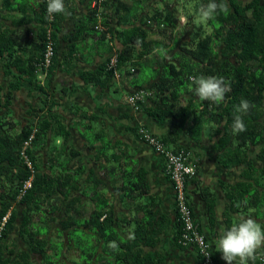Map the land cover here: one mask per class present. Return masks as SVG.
Instances as JSON below:
<instances>
[{
  "label": "crops",
  "instance_id": "0c3cea01",
  "mask_svg": "<svg viewBox=\"0 0 264 264\" xmlns=\"http://www.w3.org/2000/svg\"><path fill=\"white\" fill-rule=\"evenodd\" d=\"M5 1L4 4V0H0V33L14 32L19 37L17 41L22 45L19 47L15 45L18 49L16 53L21 54L25 61L30 60L27 57H33L32 62L38 60L40 50L35 48L34 43L29 44L33 41L36 29V14L33 7L38 0ZM114 1L110 0L107 3L110 6L105 4L106 10L103 13L110 17L108 16L109 21H106L104 26L119 32L120 35L111 34V31L105 28L108 31L105 36L100 35L99 29H91L86 34L84 29L86 25L80 24V19L88 16L91 0L70 2L69 6L75 13L72 18L61 15L57 20L55 37L52 40L54 56L47 78L41 85L44 88L43 92L32 89L28 82L29 77L23 72L19 74L12 65H5L8 59L0 60V87L3 94L11 90L10 105L7 107L0 105V131L10 134L16 132L29 120L31 110L40 118L46 112L43 110L45 108L43 100H54L53 129L48 131L46 144L34 151L38 165L41 171L47 168L50 173L59 175L67 167H79L77 174L69 171L78 180L79 190L69 192L70 195L68 194V197L59 204L61 209L59 213L53 214L55 219L48 218L52 216L49 212L55 207L54 204L43 206L35 221L37 220L43 229H47L48 226L51 230L57 227L60 229L58 220L63 218L65 212L69 216H75V212H78L79 226L82 230V226H87V217L93 208L90 199L92 194L83 185L89 170H96L97 166H101L108 173V168L111 167L110 178L112 181L115 179L118 186L122 170L128 168L134 177L136 170L143 169L147 188L134 202L129 200L125 202L123 198L119 202L121 192L114 193L110 186L103 191L110 195L109 203L112 204L115 214L124 218L120 222L124 223L122 226H135L129 218L136 212L143 217L145 214L142 209L152 210L156 217L161 218L157 220L158 226H162L158 242L153 247H145V251L151 256L159 254L161 261L154 260L156 263L145 264H202L195 246H179L175 242L178 218L173 185L165 172L162 157L141 140L142 138L140 139L139 128L142 126L162 140L166 139L167 146L171 147L169 144L172 143L171 148L184 149L190 153L191 160L195 162L196 174L186 180L188 202L197 226L211 243L216 264H227L222 259V253L218 251V238L223 230L230 228L241 215L248 216L241 211L232 210L233 206L226 195L231 192L233 184L243 179L241 166H225L220 162L219 154L212 148L214 131L208 126L200 136H195L200 141H194L188 134L187 121L182 127L181 116L156 119L146 112L148 107L145 106L150 103L152 92L149 87L158 78L161 66L183 55L182 47L190 36L180 29L191 28L186 23L187 17L179 14L174 17L171 13L170 8H174L177 1L172 5L167 0ZM200 1L181 0L180 5L190 4L197 8ZM165 7L170 11H166ZM160 11L168 21L167 25L160 26L148 18L153 12ZM148 19L152 23H147ZM101 23L104 24L103 18L97 19V24ZM183 23L185 26H182ZM137 24L146 30L144 45L138 47L137 44L133 50V57L120 65L118 78L106 79L107 56L113 45L120 47L124 38L120 31ZM177 38L180 40H176ZM145 67L151 70L152 77L141 76ZM13 74L22 76L17 88L10 87L14 79ZM138 88L147 89L151 94L145 99L140 110L134 111L126 104L125 96ZM180 96L181 101H178V104L182 107L190 97L186 98L185 96H188L186 93ZM1 102L3 104L4 97L1 98ZM72 151L78 153L74 158L71 155ZM77 162L78 165H74ZM102 169L96 170V175L103 183H107ZM71 198H75L74 206L67 203ZM136 204H140L141 207H137ZM22 209L23 206L18 204L10 208L15 216V228L4 238L2 252L8 260L7 264H41L40 255L31 253L29 245L18 233ZM250 216L258 223L261 222V219ZM40 218L44 221H40ZM20 251L25 252L20 258H23L24 262L16 260ZM260 251H264V248L259 249L256 254ZM253 263H255L253 260L248 261V264Z\"/></svg>",
  "mask_w": 264,
  "mask_h": 264
},
{
  "label": "trees",
  "instance_id": "16d2710c",
  "mask_svg": "<svg viewBox=\"0 0 264 264\" xmlns=\"http://www.w3.org/2000/svg\"><path fill=\"white\" fill-rule=\"evenodd\" d=\"M72 1L64 0L71 13V15H65L66 18L74 16V9L69 6L73 3ZM109 1L105 0L102 3L101 12L89 6L88 16L80 19L81 26L86 25L84 27L86 34L91 29H97L95 28L98 25L97 19L103 18L104 24L101 23L103 26L106 21H109V15L103 13L106 10L105 4ZM223 2L227 3L229 11L227 14L220 13L213 20L208 21L212 27L210 33L196 40H191L192 37H189L188 43L182 47L183 55L173 59V62L162 65L158 78L149 87L152 97L149 100L150 103L145 105L148 107L146 112L156 119L181 116L182 127L188 122V134L194 141H200L196 137L201 135L206 126L212 129L215 135L212 148L219 154L220 162L225 166H241V177L245 179L233 184L231 192L226 194L233 206L232 210L241 211L261 220L263 218L260 224L264 226V0H223ZM206 3L208 0H201L199 5ZM107 5L110 6V4ZM200 6L197 8L199 9ZM33 8L36 14V29L33 41L29 44L34 43L35 48L42 54L48 30L50 37L54 40L57 20L63 14L56 15L55 19L49 22L46 19L47 0H38ZM166 11L170 10L167 8ZM98 13L101 14L100 17ZM148 18L158 25L168 24L162 11L153 12ZM106 29L111 31V34L120 35L113 29ZM106 29L100 32L101 36H105ZM120 33L124 38L118 47V68L123 62L133 57L136 45L142 47L147 37L146 30L138 24L132 28L122 29ZM18 38L14 32L0 33V60L8 59L5 65H12L19 74L23 72L29 77L28 82L32 85V89L43 92L44 88L36 79L35 73V63L41 59V55L34 62H32L33 57H27L30 60L25 61L21 54L16 53L17 46L21 45L17 41ZM105 64L107 66V60ZM106 72V79L114 78L112 71L107 67ZM200 75L222 76L230 81L231 91L226 94L224 103L215 105L199 100L193 91L194 84L191 78ZM12 77L14 79L10 87L17 88L22 76L13 74ZM181 89L191 93L194 98L191 99L190 96L186 104L179 107ZM2 97H4L3 104ZM242 99L250 101L253 107L243 117L247 131L234 135L232 123L235 106ZM43 101L45 103L43 110L48 113L45 112L42 117L37 118L39 115L31 110L29 120L16 132L10 134L0 131V217L14 204L23 206L18 233L29 245L30 252L40 255L41 264H145L161 261L159 254L151 256L145 251V247H153L159 240L162 226H158L157 220L161 218L156 217L152 210L142 209L145 214L143 217L136 212L129 218L135 226H122L124 223L120 222L124 218L115 214L112 204L109 203L110 195L103 191L110 186L114 193L121 192L122 197H118L119 202L122 198L125 202L128 200L134 202L147 188L143 169L136 170L134 177L129 176V173H132L129 170H122L118 186L115 179L112 181L110 178L111 167L108 168V173L105 168L103 170L101 166L96 167L97 171L103 170L108 184L97 177L96 170H89L83 185L92 194L90 199L93 202V208L88 214L87 226H82V231L86 230L85 232H92L94 235L91 244L93 251L83 249L81 242L83 239L77 235L78 233L76 234L81 229L78 212H75V216H69L65 212L63 218L58 220L60 229L57 227L51 230L50 226L43 229L41 225H38L37 220L35 221L43 206L54 204L55 207L49 212L52 216L48 218L55 219L53 214L59 213L61 209L59 204L68 197L69 192L79 190L78 180L69 172L77 174L79 167H67L59 175V173H50L47 168L41 171L38 165L34 151L46 144L48 131L53 129L55 120L52 117L54 100ZM10 103L11 90L3 94L0 87V105L7 107ZM162 141L166 143V139ZM71 155L74 158L78 153L72 151ZM25 156L30 161L33 171L25 162ZM74 165H78V162ZM30 177L31 185L25 188L22 197L17 199L24 182ZM67 203L69 206H74L75 198H71ZM136 206L141 207L140 204ZM133 208H135L134 205ZM257 212L260 214L258 215ZM40 221L44 219L40 218ZM14 222L15 216L10 211L0 238V264L8 262L2 252V244L4 238L15 228ZM177 223L175 242L179 246H187L177 242L182 230L179 218ZM72 236H75V239ZM112 242L117 245L115 248L109 246ZM24 254L23 251L18 252L16 260L24 262L23 258L20 259ZM77 254H86L87 257L81 259ZM253 262L257 263L256 256Z\"/></svg>",
  "mask_w": 264,
  "mask_h": 264
},
{
  "label": "built area",
  "instance_id": "2783aa9c",
  "mask_svg": "<svg viewBox=\"0 0 264 264\" xmlns=\"http://www.w3.org/2000/svg\"><path fill=\"white\" fill-rule=\"evenodd\" d=\"M105 0H91L90 7L96 8L98 12H101L103 7L102 3ZM99 17H100V13ZM147 23H152L150 19ZM160 26H163L160 24ZM97 29L100 31L105 30V28L98 24ZM108 34V31L105 32ZM118 53L119 48L112 46L111 52L107 56V69L112 71L113 77L118 78ZM54 56V44L49 35V30L45 42V47L41 54V59L35 63V73L36 79L40 85H43L49 68L52 64V59ZM151 92L144 88L134 89L125 96L126 104L134 111L140 110L145 99L150 95ZM140 139L149 144L155 152H157L165 164V172L169 176L172 182L174 193H175V208L178 218L182 224L181 234L177 239V242L181 245H194L200 256L202 264H216V260L212 254L211 243L208 240L206 234L197 226L192 208L188 202L187 190H186V180L191 178L196 174L195 162L191 160L190 153L184 149H172L167 146L162 140L154 136L145 127L139 128ZM24 155V152H21ZM25 162L28 167L33 171L30 161L25 156ZM31 177L27 179L23 188L20 189L17 199H20L24 194V189L31 185ZM10 215V209L6 211L4 215L0 217V238L2 237L3 230L5 229V224ZM257 263L264 264V251L258 252L256 255ZM255 264V263H253Z\"/></svg>",
  "mask_w": 264,
  "mask_h": 264
},
{
  "label": "clouds",
  "instance_id": "9594fccd",
  "mask_svg": "<svg viewBox=\"0 0 264 264\" xmlns=\"http://www.w3.org/2000/svg\"><path fill=\"white\" fill-rule=\"evenodd\" d=\"M46 19L51 22L56 15H71L64 0H47ZM229 7L223 0H208L198 9V14L203 21H211L218 14H227ZM194 93L201 101H208L215 105L224 103L226 94L231 91V83L222 76L192 77ZM253 107L250 101L242 99L235 106L232 123L233 134L247 131L244 123V115ZM115 248V242L109 245ZM218 251L222 253V259L227 264H248V261L255 259L256 252L264 248V226H261L256 219L251 216L241 215L238 221L230 228L223 230L217 242Z\"/></svg>",
  "mask_w": 264,
  "mask_h": 264
},
{
  "label": "rangeland",
  "instance_id": "374dc122",
  "mask_svg": "<svg viewBox=\"0 0 264 264\" xmlns=\"http://www.w3.org/2000/svg\"><path fill=\"white\" fill-rule=\"evenodd\" d=\"M167 1H169V4H171V5L174 4L173 2L177 1L174 4V8L172 9V12H171V13H173L174 17H177L178 14L179 15H185L187 17V22L186 23L188 25H190L191 28L189 30H186L185 27H183V28L180 29V31L181 32H186L190 37H192L191 40H196V39L202 37L204 34L210 33V31L212 29L210 23L208 21H203L201 19V17L199 16V14L197 12V8L192 7L190 4H182V6H181L180 5L182 3V2L180 3L181 0H171V1L170 0H167ZM29 8L31 9V7H29ZM170 10H171V8H170ZM182 26H185V24L183 23ZM176 40H180V38H177ZM189 40L190 39L187 38L184 43H188ZM161 67H163V66H161ZM143 75H146L148 77H152L151 76V70H149L148 67H145L144 70L141 73V76H143ZM184 92L186 93V91H184L183 89H181V93L183 94ZM186 94L188 95V96H185L186 98H188L190 96H191V99L194 98V96L191 93H188L187 92ZM171 144L172 143H170L169 145L171 147H173ZM126 169L128 170V168H126ZM129 176L131 177L132 176V173H129ZM242 180H245V179H242ZM257 214L259 215L260 212H257ZM248 216H250V215H248ZM262 220H263V218H262ZM259 224H260V222H259ZM76 234L77 235H80L82 237V239H83L81 241L82 244H83L82 245L83 246L82 248L83 249H87L88 251H93V249L91 248V244H92V240H93L92 238L94 237V235L92 234V232H85V231L79 230V231L76 232ZM75 236H72L73 239H75ZM77 256L79 258H81V259H84V258L86 259V257H87L86 254L85 255H82V254L78 255L77 254Z\"/></svg>",
  "mask_w": 264,
  "mask_h": 264
}]
</instances>
